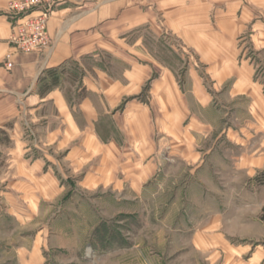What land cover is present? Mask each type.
<instances>
[{
	"label": "crops",
	"instance_id": "crops-1",
	"mask_svg": "<svg viewBox=\"0 0 264 264\" xmlns=\"http://www.w3.org/2000/svg\"><path fill=\"white\" fill-rule=\"evenodd\" d=\"M7 1L0 0V130L9 142L0 145L6 160L0 183L5 190L1 201L9 211L0 213V218L31 221V212L17 207L38 206L54 195L57 181L47 165L52 153L71 171L84 170L88 187L100 184H91L95 174L94 180L102 181L103 174L109 172L115 177L119 173L123 180L112 183L111 177L102 185L112 184L120 192L130 188L137 196L160 167L161 151H166L172 161L182 158L190 166L189 176L198 173L200 177L207 171L202 158L215 155L223 145L219 140H227L229 135L212 133L217 123L209 122L207 113L216 111L213 92L217 96L225 91L233 101L243 100L251 118L264 125V0H57L46 25L50 45L37 52H21L10 46L8 38L20 21L7 13ZM145 26L171 34L184 53L188 51L192 62L182 86L171 68L164 70L150 82L149 103L135 105L136 111L128 117L123 112V124L117 115L101 120L125 92L122 84L110 79L104 86H87L89 97L82 101L77 100L79 90L69 94L53 89L39 95L41 74L87 53L100 32L115 28L117 37H126ZM143 78L139 80L136 75L135 83L140 85ZM90 94L97 95L101 106ZM139 115L146 132L150 119L152 133L161 134L158 138L152 133L139 136V132L137 137H129L126 130L132 132V121L137 131L141 128ZM101 124L105 126L100 128ZM31 152L38 155L33 157ZM263 163L262 156L251 157L241 166L249 165L252 170ZM55 165L59 167L58 162ZM192 185L196 184L187 182L188 189ZM203 230L195 234L203 242H209V236H223ZM44 235L39 231L34 238L21 236L17 245L8 237L0 260L6 257L9 264H47L41 254L48 243ZM76 236L62 232L53 237L59 248L73 253L79 249L80 237ZM216 241L217 246L211 247L217 252L223 245ZM228 249L239 257L228 258L224 264H264L261 246L251 250L228 245ZM248 252L252 256L242 260Z\"/></svg>",
	"mask_w": 264,
	"mask_h": 264
},
{
	"label": "rangeland",
	"instance_id": "rangeland-1",
	"mask_svg": "<svg viewBox=\"0 0 264 264\" xmlns=\"http://www.w3.org/2000/svg\"><path fill=\"white\" fill-rule=\"evenodd\" d=\"M149 26L132 30L126 37H117L115 28L100 32L87 53L67 64L63 74L58 72L60 82L54 89H63L69 94L79 90L77 100L82 101L89 97L87 86H104L109 79L114 84H122L125 92L108 110L110 114L101 120L117 115L118 122L123 124L120 116L123 112L128 117L136 111L135 105L149 103L150 82L164 70L171 68L182 86L185 71L192 62L188 51L184 53L171 34ZM136 75L138 79L144 76L140 85L135 83ZM90 97L101 106L97 95L90 94ZM212 98L216 111L207 113L209 122L217 123L212 133L222 131L229 135L227 140H219L223 145L215 155L202 158L207 171L200 177L198 173L195 177L189 176L190 166L182 158L172 161L166 151H161L160 167L137 196L130 188L120 192L112 184L102 185V181H111L113 174L109 172L103 174L102 181L94 180L95 174L91 184H100L88 187L83 180L84 170L71 171L66 162L50 151L47 165L57 181L54 195L38 206L17 207L31 212V221L0 218V250L8 237L17 245L21 236L34 238L39 231L47 237V245L43 243L45 247L41 248L47 264H224L228 258L232 261L239 257L236 251L228 252V245L239 249L264 248V228L259 220L264 207V186L260 184L264 163L252 170L249 165L241 166L248 164L251 157L264 158V125L258 118H251L243 100L233 101L225 91L217 96L213 92ZM188 100L193 107L194 101ZM139 120L141 124V115ZM135 123L131 122L132 132L126 130L130 138L135 134L137 137V132L139 136L152 133L150 119L147 132L142 124L137 131ZM104 126L101 124L100 128ZM152 134L154 139L161 135L155 130ZM5 161V156L0 154V175ZM120 179L123 180L122 174H115L112 183ZM187 182L196 185L188 189ZM4 192L0 183L1 214L9 211L1 201ZM203 229L209 235L223 236H209V242H203L195 236ZM62 232L79 235L77 252L68 253L58 247L53 236ZM217 239L224 246L219 252L211 247L217 246ZM251 256L252 252H248L241 259ZM5 258H1L0 264H9Z\"/></svg>",
	"mask_w": 264,
	"mask_h": 264
},
{
	"label": "built area",
	"instance_id": "built-area-1",
	"mask_svg": "<svg viewBox=\"0 0 264 264\" xmlns=\"http://www.w3.org/2000/svg\"><path fill=\"white\" fill-rule=\"evenodd\" d=\"M56 2L57 0H8L7 13L20 21L12 28L8 38L10 46L21 52H37L48 47L50 39L46 25Z\"/></svg>",
	"mask_w": 264,
	"mask_h": 264
},
{
	"label": "trees",
	"instance_id": "trees-1",
	"mask_svg": "<svg viewBox=\"0 0 264 264\" xmlns=\"http://www.w3.org/2000/svg\"><path fill=\"white\" fill-rule=\"evenodd\" d=\"M72 61H68L63 63L61 66L53 69H48L45 70L41 76L38 79V86H39V94L41 96L49 93L52 89L56 88L59 86L60 78L58 76V72H61L63 74L65 72V66L67 64H71ZM9 142L7 134L0 130V145H5ZM261 185L264 186V178H262ZM259 220L263 223L264 225V207L261 210V213L259 215Z\"/></svg>",
	"mask_w": 264,
	"mask_h": 264
}]
</instances>
